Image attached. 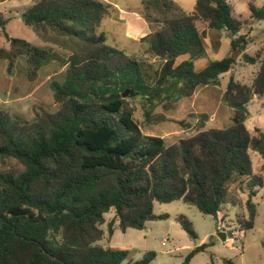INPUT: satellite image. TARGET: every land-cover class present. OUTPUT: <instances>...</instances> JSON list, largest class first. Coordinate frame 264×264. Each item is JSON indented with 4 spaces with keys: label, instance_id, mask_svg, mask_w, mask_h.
Instances as JSON below:
<instances>
[{
    "label": "trees",
    "instance_id": "1",
    "mask_svg": "<svg viewBox=\"0 0 264 264\" xmlns=\"http://www.w3.org/2000/svg\"><path fill=\"white\" fill-rule=\"evenodd\" d=\"M109 8L100 0H30L20 14L23 26L62 52L10 37L8 19L0 14V31L8 44L0 47V61L6 62L8 76L18 61L29 82L52 63L67 66L63 80L49 84L58 106L54 113L20 124L0 112V159H14L24 169L18 175L0 172V264H122L128 249L98 245L109 211L108 237L112 222L125 232L167 219L152 213L154 202L182 201L216 218L232 202L228 189L234 184L236 192L249 191L248 218L236 221L238 231L253 228L250 197L263 187L264 131L250 132L244 121L251 98L264 97V51L243 56L245 63L257 65L250 86L232 78L227 82L222 102L233 111L227 127L204 129L166 145L162 138L142 133L132 101H138L141 124L148 127L157 108L169 110L198 88L219 86L235 61L230 55L211 60L206 40L215 53L225 33L232 51L244 50L247 42L238 36L241 24L227 0H196L189 14L172 0H141L144 17L157 25L140 40L146 53L161 63L152 79L142 62L105 45L97 28ZM248 11L251 19L264 22V6L249 4ZM197 22L206 28L199 31ZM205 119L199 116L200 129ZM249 151L263 161L260 174L252 172ZM175 221L196 239L184 216ZM209 245L191 250L182 264ZM155 256L147 252L126 264H150Z\"/></svg>",
    "mask_w": 264,
    "mask_h": 264
},
{
    "label": "rangeland",
    "instance_id": "2",
    "mask_svg": "<svg viewBox=\"0 0 264 264\" xmlns=\"http://www.w3.org/2000/svg\"><path fill=\"white\" fill-rule=\"evenodd\" d=\"M109 5V15L104 17L97 28L104 33L105 45L124 52L127 59L142 62L143 69L152 79L160 69V62L145 51L140 43L141 38L157 29L156 23L149 22L142 13L141 0H100ZM185 14L192 13L196 0H172ZM232 7L233 17L240 22L238 36H244L247 45L244 50L230 48V38L221 34L220 47L217 52L210 49L206 40L207 52L211 60H220L226 56L235 55V64L231 71L222 75L219 86H205L198 88L189 98H185L173 105L169 110L157 108L154 123L150 126L141 124V109L138 101H132L135 107L134 117L140 124L145 135L160 137L166 145L177 143L179 139H186L204 129H224L232 120L233 111L222 102V95L230 78L243 85L250 86L257 71V65L244 62L243 56L253 57L264 51V22L251 19L248 5L259 8L264 6V0H227ZM30 0H0V14L8 19L6 33L12 38L27 41L31 45L54 51L62 50L42 42L31 29L23 26L20 14L29 5ZM199 31L204 30L205 24L196 23ZM8 46L0 31V47ZM206 63V62H205ZM201 62L200 67L205 66ZM198 67V66H197ZM67 66L52 63L43 67L32 82L24 76V66L18 61L12 75L5 72L6 62L0 61V112L16 118L20 124L33 122L41 113H54L58 106L53 101V94L49 87L51 81L63 80ZM244 126L252 132L255 128L264 131V97L253 96L246 108ZM205 115L204 128L200 129L199 116ZM159 116V117H158ZM180 122L182 123L180 125ZM253 174L261 173L263 161L249 151ZM23 166L14 159H0V172L18 175L23 172ZM263 187L254 189L250 197L254 205L253 228L245 232L238 231L236 221L247 220L248 210L246 202L249 191L236 192L235 186L228 189L229 202L222 206L216 218L204 216L197 209L182 201L160 204L153 203L154 215H167L164 220L148 221L143 230L128 228L125 232L117 228L112 222L113 232L107 235V224L113 219V211L104 215L103 239L98 245L114 250L128 249L129 253L122 264L135 262L147 252L156 254L150 264H182L188 253L202 244H210L202 252L195 254L189 264H222L223 260H230L233 264H264V174ZM178 216H184L192 226L196 239H191L176 223ZM222 230L225 240L216 237V231Z\"/></svg>",
    "mask_w": 264,
    "mask_h": 264
},
{
    "label": "water",
    "instance_id": "3",
    "mask_svg": "<svg viewBox=\"0 0 264 264\" xmlns=\"http://www.w3.org/2000/svg\"><path fill=\"white\" fill-rule=\"evenodd\" d=\"M231 58L234 59V58H235V55L233 54V55L231 56ZM216 237L219 238V239L222 240V241L225 240L224 233H223L222 230H217V231H216Z\"/></svg>",
    "mask_w": 264,
    "mask_h": 264
}]
</instances>
